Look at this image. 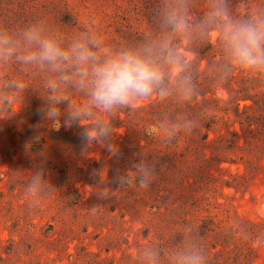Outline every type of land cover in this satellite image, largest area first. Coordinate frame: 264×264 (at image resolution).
<instances>
[{
  "label": "rangeland",
  "instance_id": "rangeland-1",
  "mask_svg": "<svg viewBox=\"0 0 264 264\" xmlns=\"http://www.w3.org/2000/svg\"><path fill=\"white\" fill-rule=\"evenodd\" d=\"M160 2L0 0V25L42 19L69 37L90 26L113 46L132 45L159 30ZM230 4L236 15L264 8V0ZM205 12L206 0H193L192 22ZM209 42L207 57H189L207 104L191 111L176 99L138 102L106 118V142L87 146L79 127L41 119L49 100L43 78L10 67L27 87L0 114V264H139L147 245L169 250L194 237L207 264H264V74L234 68L220 79L222 54ZM141 158L155 168L146 188L130 167ZM37 166L46 183L30 192ZM118 169L129 183L114 182Z\"/></svg>",
  "mask_w": 264,
  "mask_h": 264
},
{
  "label": "clouds",
  "instance_id": "clouds-1",
  "mask_svg": "<svg viewBox=\"0 0 264 264\" xmlns=\"http://www.w3.org/2000/svg\"><path fill=\"white\" fill-rule=\"evenodd\" d=\"M192 7L193 0H161L159 30L135 44L118 47L90 26L69 37L42 19L16 28L0 25V114L10 113L27 87L23 78L10 75L13 65L26 76L43 78L49 100L39 110L41 119L62 120L61 127H79L84 146L108 139L111 125L106 118L120 109L153 99L192 102L199 93L189 71V57L209 41L222 54L220 79L234 68L264 74V8L236 15L230 0H206L205 14L193 23ZM82 121L90 124L81 127ZM181 130L191 129L177 131ZM149 132L156 134V125ZM170 142L171 138L166 141ZM130 167L141 188L155 178L154 166L143 158ZM45 173L43 166H37L28 185L30 192L46 183ZM129 181L128 172L115 171V183ZM137 257L139 264H207L196 237L169 250L147 245Z\"/></svg>",
  "mask_w": 264,
  "mask_h": 264
},
{
  "label": "trees",
  "instance_id": "trees-1",
  "mask_svg": "<svg viewBox=\"0 0 264 264\" xmlns=\"http://www.w3.org/2000/svg\"><path fill=\"white\" fill-rule=\"evenodd\" d=\"M202 17H203V15L200 13L199 18H198V21ZM213 47H214L213 44L211 42H208L205 45L197 46L194 49V52L193 53L196 54L197 58L201 60V59L207 57L210 54V52L212 51ZM198 73H199L198 70H196L194 72V75H193V81H194V83H196L198 81V79L196 77L198 75ZM211 94L213 95L214 93L212 92ZM201 96H202L201 99H198V97H195L194 100L192 101V102H194V105L196 106L195 108H194V106L190 105L191 102H189L188 104H186V109L191 110V111H194V109H196L198 107V105H205V104H207L210 101L206 97V93L201 94ZM212 99L215 100L216 98H212ZM157 104H160V103L153 99V100H151V104H150L151 106H149V107H153L154 105H157ZM146 107L147 106H143V107H141V109H146ZM247 107L248 106H244V108H247ZM178 108H179L180 111L183 110V107L181 105ZM204 118H207V116H204ZM205 127L206 128H209L210 126L207 125V124H205ZM104 142H106V141H104ZM138 146H139V148L142 147L140 145V143L138 144Z\"/></svg>",
  "mask_w": 264,
  "mask_h": 264
}]
</instances>
